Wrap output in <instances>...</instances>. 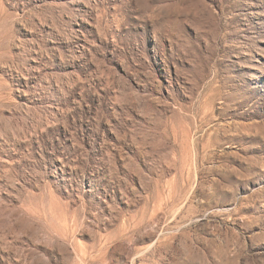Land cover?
I'll return each mask as SVG.
<instances>
[{
  "label": "rangeland",
  "instance_id": "1",
  "mask_svg": "<svg viewBox=\"0 0 264 264\" xmlns=\"http://www.w3.org/2000/svg\"><path fill=\"white\" fill-rule=\"evenodd\" d=\"M0 264H264V0H0Z\"/></svg>",
  "mask_w": 264,
  "mask_h": 264
}]
</instances>
